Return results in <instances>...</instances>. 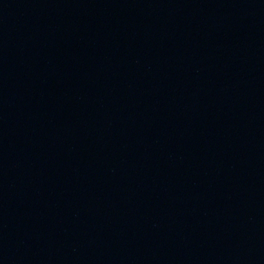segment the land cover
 I'll list each match as a JSON object with an SVG mask.
<instances>
[{"label":"water","instance_id":"water-1","mask_svg":"<svg viewBox=\"0 0 264 264\" xmlns=\"http://www.w3.org/2000/svg\"><path fill=\"white\" fill-rule=\"evenodd\" d=\"M0 264H264V0H0Z\"/></svg>","mask_w":264,"mask_h":264}]
</instances>
